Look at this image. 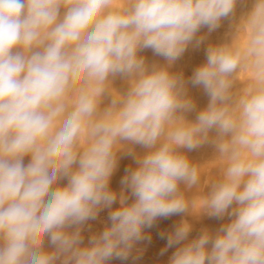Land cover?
<instances>
[{
  "label": "clouds",
  "instance_id": "9594fccd",
  "mask_svg": "<svg viewBox=\"0 0 264 264\" xmlns=\"http://www.w3.org/2000/svg\"><path fill=\"white\" fill-rule=\"evenodd\" d=\"M236 3L0 0V264L127 260L150 239L144 228L184 213L230 222L189 241L183 220L166 237L167 248L184 242L170 264H264V0L244 17L241 43L206 49L191 83L209 102L194 122L183 115L194 108L183 75L168 70ZM144 49L168 67L149 70ZM241 69L249 75L237 92ZM117 75L129 78L123 95L110 88ZM213 129L223 166L206 194L188 200L179 185H198L201 172L179 149H196ZM122 142L147 151L134 157L118 196L109 184ZM118 199L110 225L84 245L86 222Z\"/></svg>",
  "mask_w": 264,
  "mask_h": 264
},
{
  "label": "bare ground",
  "instance_id": "6f19581e",
  "mask_svg": "<svg viewBox=\"0 0 264 264\" xmlns=\"http://www.w3.org/2000/svg\"><path fill=\"white\" fill-rule=\"evenodd\" d=\"M253 6H254V0H246V2L242 4L239 11L238 23L243 24L244 17L252 10ZM233 13L229 16L230 20H233L234 18ZM240 28H242L241 31L234 30V28H229V30H227L226 33L220 34L221 30L216 29L215 31L209 32L206 27V30L204 28L203 31L204 38L206 39L208 46H211V41L213 37L217 38V42L215 43L214 46H219L224 44H230V45L239 44L244 39L243 27ZM198 36L200 35L197 34V37ZM194 42L195 41H193V43ZM201 44H203V42ZM204 44H206V42H204ZM144 51L147 58H149L150 60L155 61L161 58L160 56L155 55L151 49H144ZM121 151L123 152V150ZM119 155L120 154L117 155L118 157L117 166L110 178V184H109L110 189L116 192L118 196L123 189L121 180L125 175H127L126 170L130 169L128 167V164L122 162L123 159L120 160L122 157ZM29 160L30 157H25L24 163L27 164ZM66 183H67L66 179L60 181L61 186H64ZM179 188L180 191L183 192L185 198L188 200H192L199 195L206 194V193H202V191L195 186H193L192 188H188L185 185H182V187ZM125 194L129 196L128 203H131L134 198L131 197L130 192H128L127 190H125ZM119 206L120 204L118 199L112 205V209H107V208L102 209L98 213V216L95 220H89L88 222H86L82 230L84 245L88 244V240L92 235L102 232L106 226L110 225V221L108 219L109 212L111 210L118 208ZM183 220H187L192 225V230L188 236L189 241L197 238L201 234L202 230L206 229L209 232L215 233L222 225L230 222V218L227 215L223 218L217 219L213 217H208L207 215L204 214L196 215L191 213H184L179 215H172L167 218H158L151 228L143 229L144 235L146 237H150V239H145L140 242H137L134 245L127 260L113 258L109 261V264H170V260L173 253L176 251L178 247L182 246L184 242H182L181 245H175L171 248H167L166 237L168 234L172 233L175 230V227L179 225ZM161 233L165 235V238L163 239L161 238ZM45 247L46 249H50V245L48 244L47 241L45 242ZM165 249L167 250L164 251Z\"/></svg>",
  "mask_w": 264,
  "mask_h": 264
},
{
  "label": "rangeland",
  "instance_id": "374dc122",
  "mask_svg": "<svg viewBox=\"0 0 264 264\" xmlns=\"http://www.w3.org/2000/svg\"><path fill=\"white\" fill-rule=\"evenodd\" d=\"M244 2H246V0H237V3L234 8L233 20H230L229 17L221 20L220 27L217 28L222 31V32L220 31V34L226 33V31L229 30V28H234V30H238V31L242 30V28L240 27H243V24L238 23V17H239L240 7ZM204 28L206 30V27H202L199 30L200 33L198 32L197 34H199L200 36L198 37L202 36L204 38V33H203ZM203 40H204L203 44H200L199 46L200 48L195 46V42L190 44L187 50L184 52V54L177 61H175V63L172 64L171 67L168 68V70L171 73L183 75L187 96L191 99L194 105L192 111L185 112L183 113V115L186 120L191 122H194L196 120L197 114L201 110L206 108L209 102V97L205 93L202 86H193V84L191 83V78L193 76L195 69L206 62V49L209 46L206 39L204 38ZM204 42H206L207 45L204 44ZM216 42H217V38L213 37L211 41V46L212 45L214 46ZM138 55L144 58L145 65L149 70H151L153 65L168 67L167 61L163 57L155 61L150 60L149 58H147L144 50L140 51ZM248 75L249 73L246 69L240 70V72L237 74L235 78L236 83L234 86V91L238 92L244 86L245 81L248 79ZM110 82H111L110 88L116 93H119L121 95L125 94L130 87L129 78L127 76L117 75L115 77H110ZM111 99H112L111 93L106 92L103 95L100 102L101 110L109 106ZM208 135H209L208 141H206L205 143H203L194 150L189 151L185 148L179 149L181 153L187 156V158L190 160L192 164L199 166L201 175H200L199 183L195 187H198L202 191V193H207L210 190L211 182L219 177L220 168L223 166V162L219 157L216 147L212 143L213 138L216 136L215 129L211 130ZM122 143H125L126 147L124 149H121L123 150V152L121 150L120 152L118 151L117 155L120 154L119 156L122 157L120 160L123 159L122 162L128 164V167L130 169L131 168L133 169L134 167L136 168L137 164L134 157H142L146 153L147 149H145L141 145H131V144H127L126 142H122ZM128 148L132 150L133 155L127 154ZM182 185L184 184L181 183L179 187H182Z\"/></svg>",
  "mask_w": 264,
  "mask_h": 264
}]
</instances>
